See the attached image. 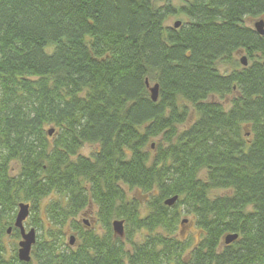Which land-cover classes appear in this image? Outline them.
<instances>
[{
  "label": "trees",
  "instance_id": "trees-1",
  "mask_svg": "<svg viewBox=\"0 0 264 264\" xmlns=\"http://www.w3.org/2000/svg\"><path fill=\"white\" fill-rule=\"evenodd\" d=\"M249 19L264 0H0V236L19 203L53 198L30 262L0 264H264V35ZM88 207L98 231L75 220Z\"/></svg>",
  "mask_w": 264,
  "mask_h": 264
},
{
  "label": "rangeland",
  "instance_id": "rangeland-1",
  "mask_svg": "<svg viewBox=\"0 0 264 264\" xmlns=\"http://www.w3.org/2000/svg\"><path fill=\"white\" fill-rule=\"evenodd\" d=\"M187 1H191V0H171V4L172 6L178 8L179 6H181L182 4H184ZM257 19H249L246 20V23L250 26L253 27L254 23L257 22ZM176 22H185V17L182 15H175L172 17H169L166 21V26L172 27L174 25V23ZM241 56L238 57V60H240ZM225 69L221 68V71L223 72ZM228 99L230 98H226V100H218L215 98H212L211 100L213 101H217L219 103H227ZM95 150L94 146H89L86 145L84 146L81 151H80V155L82 156H86L89 157L91 155V153ZM18 167L13 164L11 167V174L15 175L17 173ZM126 191V196L127 199H132V198H136L137 200H139L141 203L144 202V199H141L140 194H138L137 192H133V191ZM213 194L215 195H223L224 192L220 191V192H214ZM53 199L52 197H49L47 199L42 200L37 208H35L34 210H30V215L29 218L27 219L26 223L24 224L27 228V230H29L30 228L35 229L36 232V238L38 237H46V227L43 228H33L31 225L33 223V220L35 218L40 219L43 223H46L47 218L43 212V207L44 205L50 200ZM142 205V204H141ZM85 214V215H84ZM84 215V216H83ZM77 222H79V224L82 226L83 229H95L98 231L99 227L98 224L96 223L95 220V210L92 207H88L87 209L83 210L75 219ZM86 220V224H83V221ZM12 224V223H11ZM10 224V225H11ZM47 225V223H46ZM45 225V226H46ZM180 231V236L184 237V236H191V237H195L196 236V229L193 227V225L189 224V225H185L183 227H180L179 229ZM64 239H63V244L66 247H70L72 248L73 246L75 247V241H73V245L70 246L69 245V239L75 238L77 239L78 234L77 232L71 230V229H64ZM18 241L19 238L14 236V232L12 231L11 234L6 235L3 233V235L0 236V252H1V256H3L5 259L10 257L11 251L12 250H16L18 249ZM77 241V240H76ZM77 243V242H76ZM128 248V246H127Z\"/></svg>",
  "mask_w": 264,
  "mask_h": 264
},
{
  "label": "water",
  "instance_id": "water-1",
  "mask_svg": "<svg viewBox=\"0 0 264 264\" xmlns=\"http://www.w3.org/2000/svg\"><path fill=\"white\" fill-rule=\"evenodd\" d=\"M180 25V22L174 23L173 27L177 28ZM253 29L255 32L261 36L264 35V22L263 20H258L254 23ZM240 64L242 67H245L247 65V61L245 57L240 58ZM262 66L264 67V61L262 62ZM146 86L149 92V96L152 102H156L158 99V85L154 84L152 86L149 85L148 81H146ZM53 130L48 131V135L51 136ZM177 200V197L170 198L164 202L165 206H172ZM30 214V207L28 204L20 203L17 206V212L15 215V219L13 222V226L9 227L6 230V234L9 235L11 233L12 228H15L19 231L21 239L18 241V249H17V259L20 262L28 263L30 262V252L31 248L34 245L36 241V233L34 229H30L29 231H25L23 227L24 221L28 218ZM112 231L114 237L123 238L124 236V223L121 220H114L111 223ZM236 234H229L226 235L223 239L224 245H230L237 239ZM69 245H73V238L71 237L69 239Z\"/></svg>",
  "mask_w": 264,
  "mask_h": 264
},
{
  "label": "flooded vegetation",
  "instance_id": "flooded-vegetation-1",
  "mask_svg": "<svg viewBox=\"0 0 264 264\" xmlns=\"http://www.w3.org/2000/svg\"><path fill=\"white\" fill-rule=\"evenodd\" d=\"M84 215H85V214H84ZM84 215H83V216H84ZM27 219H28V218H27ZM27 219H26V220L24 221V223H23V227H24L25 231H28L27 228H26V226L24 225V224L26 223ZM83 224H86V220L83 221ZM29 230H30V229H29ZM18 233H19V231H18ZM20 239H21V237H20V233H19V240H20Z\"/></svg>",
  "mask_w": 264,
  "mask_h": 264
},
{
  "label": "bare ground",
  "instance_id": "bare-ground-1",
  "mask_svg": "<svg viewBox=\"0 0 264 264\" xmlns=\"http://www.w3.org/2000/svg\"><path fill=\"white\" fill-rule=\"evenodd\" d=\"M21 203L28 204V203H25V202H21ZM19 204H20V203H19ZM19 204H18V205H19ZM18 205H17V206H18ZM28 205H29V207H30V204H28Z\"/></svg>",
  "mask_w": 264,
  "mask_h": 264
}]
</instances>
